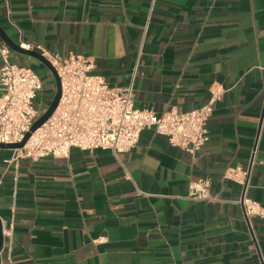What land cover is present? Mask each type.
<instances>
[{"label": "crops", "instance_id": "0c3cea01", "mask_svg": "<svg viewBox=\"0 0 264 264\" xmlns=\"http://www.w3.org/2000/svg\"><path fill=\"white\" fill-rule=\"evenodd\" d=\"M0 24L21 47L91 59L110 84L133 85L139 108L184 112L226 89L196 153L154 128L118 156L0 148V262L264 264V216L250 226L242 185L223 178L250 169L246 195L264 207V0H0ZM10 60L42 70L13 49ZM56 90L36 102L43 113ZM205 178L212 198L192 197Z\"/></svg>", "mask_w": 264, "mask_h": 264}, {"label": "built area", "instance_id": "2783aa9c", "mask_svg": "<svg viewBox=\"0 0 264 264\" xmlns=\"http://www.w3.org/2000/svg\"><path fill=\"white\" fill-rule=\"evenodd\" d=\"M25 49L38 50L55 67L61 80V96L54 113L19 149V156L32 159L68 157L74 147L82 150L110 149L114 155L133 149L143 130L154 128L159 135L190 153H196L209 141L208 123L215 105L226 89L222 85L210 88L208 101L188 111L173 108L157 113L136 107L133 85L116 86L94 72V63L83 56L63 57L43 46L22 44ZM3 64L0 67V143H19L43 114L36 105L43 87L41 76L31 66L10 60L11 49L0 45ZM257 150L255 142L251 163ZM250 169L228 167L224 179H231L243 187L240 203L245 219L252 226V218L264 216V207L247 197ZM208 178L192 182L190 195L196 199L212 198ZM0 264H12L1 260Z\"/></svg>", "mask_w": 264, "mask_h": 264}, {"label": "water", "instance_id": "95a60500", "mask_svg": "<svg viewBox=\"0 0 264 264\" xmlns=\"http://www.w3.org/2000/svg\"><path fill=\"white\" fill-rule=\"evenodd\" d=\"M0 37L5 41V43L14 51L21 53V54H25L31 57H34L38 60H40L42 63H44L48 69L51 71L55 82H56V93L55 96L51 102V104L49 105V107L46 109V111L34 122V124L31 127V130L26 134L25 138L23 139V141L19 142V143H0V148H6V149H19L22 148L27 140L30 138V136L32 135L33 132H35L44 122H46L48 120V118L54 113V111L56 110L59 100H60V96H61V80L60 77L55 69V67L52 65V63L45 57L43 56L39 51L34 50V49H25L23 47H21L17 42L13 41L5 32V30L3 29V27L0 24ZM3 226H2V222L0 219V251L3 245Z\"/></svg>", "mask_w": 264, "mask_h": 264}, {"label": "rangeland", "instance_id": "374dc122", "mask_svg": "<svg viewBox=\"0 0 264 264\" xmlns=\"http://www.w3.org/2000/svg\"><path fill=\"white\" fill-rule=\"evenodd\" d=\"M36 61L42 67V70H36V71L42 78V82H43V85H44L43 90H45V91H41V95H40V92L38 93L39 97H37L36 102L37 101L39 102L40 99L43 98L42 97L43 94L47 93L48 91H50L51 88H52V85H55V79H54L51 71L48 69V67L44 63H42L41 61H39L37 59H36Z\"/></svg>", "mask_w": 264, "mask_h": 264}]
</instances>
